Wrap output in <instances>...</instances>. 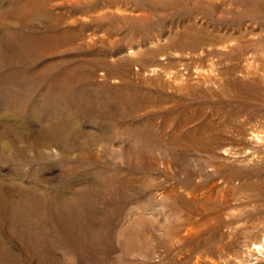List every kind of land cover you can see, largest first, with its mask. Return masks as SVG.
Returning <instances> with one entry per match:
<instances>
[{
  "label": "rangeland",
  "instance_id": "rangeland-1",
  "mask_svg": "<svg viewBox=\"0 0 264 264\" xmlns=\"http://www.w3.org/2000/svg\"><path fill=\"white\" fill-rule=\"evenodd\" d=\"M0 264H264V0H0Z\"/></svg>",
  "mask_w": 264,
  "mask_h": 264
}]
</instances>
